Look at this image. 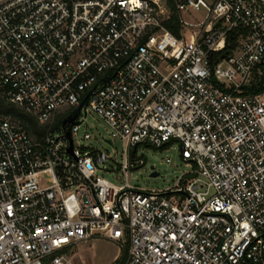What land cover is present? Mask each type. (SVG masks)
I'll return each instance as SVG.
<instances>
[{"label":"built area","instance_id":"1","mask_svg":"<svg viewBox=\"0 0 264 264\" xmlns=\"http://www.w3.org/2000/svg\"><path fill=\"white\" fill-rule=\"evenodd\" d=\"M0 93L38 124L0 117V264L97 236L125 264H264V0H0ZM175 145L173 186L131 182L140 148Z\"/></svg>","mask_w":264,"mask_h":264},{"label":"rangeland","instance_id":"2","mask_svg":"<svg viewBox=\"0 0 264 264\" xmlns=\"http://www.w3.org/2000/svg\"><path fill=\"white\" fill-rule=\"evenodd\" d=\"M204 17L205 11L197 10L187 16L191 21H199ZM86 124L83 129L88 128L94 138L88 142V145L97 149H112L105 142V139L110 137V127L104 119L97 114H90ZM115 147L119 152V160H121L123 150L121 141H117ZM138 155L145 161V164L131 175V182L144 188L164 189L173 186L177 178L186 170L180 157L178 145H175L172 149L163 150L142 147L139 149ZM168 158H171L172 163L167 162ZM153 167L160 173L159 176H153ZM107 176L118 182L115 179L118 175ZM120 176L125 181V176ZM127 247V243L123 246L118 242L97 236L69 247L66 254L72 264H118L123 259Z\"/></svg>","mask_w":264,"mask_h":264},{"label":"trees","instance_id":"3","mask_svg":"<svg viewBox=\"0 0 264 264\" xmlns=\"http://www.w3.org/2000/svg\"><path fill=\"white\" fill-rule=\"evenodd\" d=\"M168 28L179 35V21H178V14L176 10L173 8V15L171 19L167 22ZM238 42V38L236 37L235 33L230 35L228 38V43L225 50L222 53L214 54L216 58L223 57L224 55L231 53L233 49H235ZM0 117H12L24 123L28 128L35 130L38 128V124L33 116L26 113L22 109L18 108L14 103L8 101L1 93H0ZM127 252H125L123 259L118 262V264H125L127 259Z\"/></svg>","mask_w":264,"mask_h":264},{"label":"water","instance_id":"4","mask_svg":"<svg viewBox=\"0 0 264 264\" xmlns=\"http://www.w3.org/2000/svg\"><path fill=\"white\" fill-rule=\"evenodd\" d=\"M92 94H93V91H91V92L88 94V96L86 97V99L83 101V103L80 105V107H79V108L73 113V115H72L69 119H67V120H65V121L63 122L64 125H66V124H68V123H72V122L75 120V118H76L77 115L79 114L80 110H81L84 106H86V105L88 104V99L92 96ZM153 176L157 177V176H158V173H153Z\"/></svg>","mask_w":264,"mask_h":264}]
</instances>
